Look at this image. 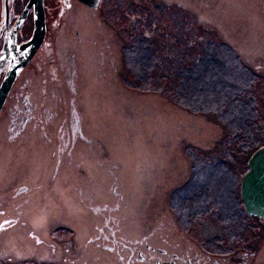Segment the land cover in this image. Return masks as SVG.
I'll list each match as a JSON object with an SVG mask.
<instances>
[{
	"label": "rangeland",
	"instance_id": "374dc122",
	"mask_svg": "<svg viewBox=\"0 0 264 264\" xmlns=\"http://www.w3.org/2000/svg\"><path fill=\"white\" fill-rule=\"evenodd\" d=\"M98 1L91 9L73 0L64 6L62 0H42L46 35L57 31V17L67 35L78 31L86 40L76 47L71 80L78 125L86 138L76 141L72 160L81 163L84 174L70 178L69 156L61 157L53 171L60 145L59 150L52 145L45 149L31 136L11 148L2 135L0 264H116L99 242L111 244L114 238L133 244L149 237L160 222L163 232L173 222L179 236L186 217L179 210L182 193H175L189 173L194 191L211 190L205 183L215 195L235 192L237 209L247 159L264 145L262 3ZM26 2L9 0L13 19ZM2 4L4 0L0 26ZM32 21L30 9L17 25L18 40L30 36ZM171 67L181 79L170 85ZM39 81L33 72L20 90L39 94ZM15 95L12 91L0 111V133L8 131ZM70 95L61 89L54 123L68 126ZM68 131L64 140H69ZM218 159L222 165L213 164ZM188 163L196 167L190 171ZM218 168L227 170V176ZM228 175L233 186L236 180L233 190L224 187ZM112 183L120 195L112 193ZM19 184L30 191L12 198L10 192ZM243 213L237 211V222L247 223ZM195 226L185 237L201 235ZM204 227L203 237L213 235L214 225ZM239 230L245 234L243 226Z\"/></svg>",
	"mask_w": 264,
	"mask_h": 264
},
{
	"label": "flooded vegetation",
	"instance_id": "af4514ba",
	"mask_svg": "<svg viewBox=\"0 0 264 264\" xmlns=\"http://www.w3.org/2000/svg\"><path fill=\"white\" fill-rule=\"evenodd\" d=\"M71 1L72 0H62L61 4L63 6L69 5ZM73 1L85 6L78 0ZM240 1L243 2V0ZM246 1L248 2L249 0ZM250 1H254L255 3L259 2V4L262 3L263 6L264 0ZM30 9L32 11L31 7L27 11ZM19 13L16 14V18ZM1 16L0 71H3L4 74L9 66V60H2L1 51L4 43L10 46L9 37L6 33H9L16 19H13V8L9 0H6V10L5 6L2 4ZM55 21L57 31H54L53 35H46V24L44 23V35L40 45L11 84L0 111L7 98L11 95V92L13 91L16 95L14 97L13 106L9 110L8 131L7 133H0V139L2 135H4V138L8 140L4 145L11 148L13 144L18 143V140L23 139L25 142H29L32 137L40 139L42 141V147L45 149L48 147L47 145H52L54 146L53 150H59L57 146L60 145L62 151L56 154L57 157L54 159L56 165L54 164L53 171L57 169V163L59 165L63 160L61 157L65 158L69 156L70 164L67 165V168L70 169V178L73 179V177L77 178L78 175L84 174V170L80 167L81 163L73 162L72 159L77 157V155L74 154V148L77 145L76 141H78V139L85 141L86 138L78 125L77 112L73 105L74 84L71 83V80L78 59V55L75 53L76 47H78L77 45L81 47L86 44V40L80 36L78 31L73 32L70 36L67 35L64 32L65 25L63 22L57 21V17ZM18 26L14 29L12 35V42L15 46L21 45L31 36L30 34L29 37L18 40L16 36L19 30ZM44 59L50 60L45 62ZM174 69L175 68L171 67L169 78L170 85L174 81L178 82L181 79L178 77L179 71L174 72ZM178 70L184 71L185 68H178ZM33 72L39 73V83H41L40 93L36 95L32 94L29 89L24 91L20 90L22 85H27L29 83L30 76ZM3 74L0 81L2 80ZM16 86L18 87L15 88ZM61 89H66L72 93V97L70 95L68 98L69 107L66 110V118H70L68 126L61 125V122H59V124L54 123L56 115L55 109L60 101L57 97H61L59 96ZM53 125L56 126L53 127ZM2 130H4V128ZM67 131L69 140H64L63 138L66 137ZM55 140L58 141L54 144L53 142H55ZM213 164L222 165V160H215ZM46 165H48L47 161L44 166ZM189 166L190 171L196 167L195 165L193 167L191 164H189ZM215 168H217V166ZM224 168L228 171L230 170L228 164H225ZM227 170L222 171L220 168L216 169L220 174L221 172H225L221 174L225 176L228 174ZM10 175L12 177L13 173ZM192 178V174L189 173L188 179L185 178L182 181L184 184L180 185L175 193H182V195L177 198H180L182 204L179 210L185 211L186 217L185 221L182 223L183 231L179 236L176 234L175 229L177 228L173 222H169L168 227H166L167 232H163L165 227L162 226L163 222H160L150 233L149 237L141 236L138 240L134 239L133 244H128L126 241L118 242L116 239L109 236L112 238V243L109 244L104 241L99 242V248L111 252L113 259L116 260V264H264V218L245 213L240 201H238L240 205L236 209L235 204L237 196H234L235 192H223L224 194L222 196H219L218 193L215 195L216 191H213L215 189L206 186L205 183L204 186L210 188L213 192L207 188L204 190L202 187H199L200 192L190 189L194 185L189 184ZM227 179L229 184L224 183V187H229L230 190L235 189L236 180L235 186H233L230 175H228ZM28 190L30 191L28 185L19 184L10 194H12V198H16L20 193L28 192ZM211 193L212 195L210 196L206 195ZM198 201H200L199 205H197ZM183 206H185V208H182ZM115 207L116 206H114V209ZM109 208L112 207L110 206ZM240 208L243 209V215H246L245 219L248 220L247 223L246 221L237 222V211ZM204 217L206 220H204ZM196 219H200L201 221L193 222ZM189 220L191 222H189ZM192 223L196 225L195 228L197 232L201 234L199 237H194V233H192L191 237H185L186 232L191 234L190 225H192ZM209 225L215 226L213 228L214 233L213 235L203 237L202 230L206 229L204 226ZM240 226L244 227L246 237L243 232L240 233ZM108 230L110 234H113L110 227ZM107 238L108 237H105L103 239ZM126 249L128 250V255L124 256L123 253L127 251Z\"/></svg>",
	"mask_w": 264,
	"mask_h": 264
},
{
	"label": "water",
	"instance_id": "95a60500",
	"mask_svg": "<svg viewBox=\"0 0 264 264\" xmlns=\"http://www.w3.org/2000/svg\"><path fill=\"white\" fill-rule=\"evenodd\" d=\"M86 7L95 8L98 0H78ZM6 10V2L4 0ZM32 8L33 30L30 38L19 46L12 42L14 29L25 17L29 8ZM264 10V1L263 6ZM44 33V14L42 0H27L23 9L15 19L9 33V44L4 43L1 55L2 60L8 59L9 66L0 81V108L8 94L11 84L20 70L34 54L41 43ZM247 170L240 181L239 193L245 213L264 218V145L257 148L247 159Z\"/></svg>",
	"mask_w": 264,
	"mask_h": 264
},
{
	"label": "trees",
	"instance_id": "16d2710c",
	"mask_svg": "<svg viewBox=\"0 0 264 264\" xmlns=\"http://www.w3.org/2000/svg\"><path fill=\"white\" fill-rule=\"evenodd\" d=\"M200 112H201V111H200ZM258 148H259V147H258ZM255 150H256V149H255ZM255 150H254V151H255ZM254 151H253V152H254ZM253 152H251V153H253ZM251 153H250V154H251ZM111 186H112V187H110V188H111L112 193L120 195L119 192H118V190L115 188V186L113 187V184H112ZM113 209H114V208H113ZM115 209H116V207H115ZM0 250H1V249H0ZM126 250H127V249H126ZM120 252H122V251H120ZM123 255H124V256H125V255L127 256V255H128V250H127L125 253H123Z\"/></svg>",
	"mask_w": 264,
	"mask_h": 264
}]
</instances>
